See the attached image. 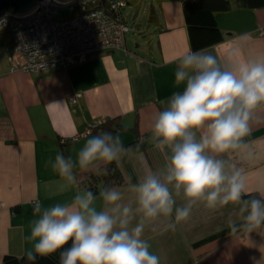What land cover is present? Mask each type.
<instances>
[{"label":"crops","instance_id":"crops-1","mask_svg":"<svg viewBox=\"0 0 264 264\" xmlns=\"http://www.w3.org/2000/svg\"><path fill=\"white\" fill-rule=\"evenodd\" d=\"M150 11L155 20L125 38L127 52L97 51L65 68L34 73L11 71L19 58L11 49L10 34L0 33V264L4 256L22 257L31 247L25 237L34 219L32 201L38 198L47 206L74 196L73 190L59 191L60 178L46 161L57 152L74 157L99 123L108 120L106 125L129 149L115 161L123 178L117 187L126 198L129 178L135 183L149 169H162L164 154L149 142V128L161 101L183 87L174 83V61L189 42L181 0H155ZM215 17L223 40L204 49L221 60L236 45L240 59L264 57V6L251 8L232 0ZM245 33L251 38L239 40ZM76 92L82 97L72 104L69 97ZM87 128L91 131L82 133ZM75 135L80 136L71 141ZM61 138L68 140L64 146ZM245 141V153L225 158L244 169L248 191L259 195L256 190L264 189V105L254 112ZM91 174L95 172L77 173L79 187L87 188L85 179ZM234 212L232 205L218 211L198 205L175 231L147 226L143 238L160 264H264V226L229 234L227 221L236 219Z\"/></svg>","mask_w":264,"mask_h":264},{"label":"clouds","instance_id":"clouds-1","mask_svg":"<svg viewBox=\"0 0 264 264\" xmlns=\"http://www.w3.org/2000/svg\"><path fill=\"white\" fill-rule=\"evenodd\" d=\"M250 38L245 33L238 39ZM240 56L239 45L223 60L189 46L176 58L174 83L183 87L161 101L149 128V142L164 154V165L135 183L129 178L127 198L117 186L94 193L77 179L78 172L106 175L100 165L129 151L118 134L89 132L74 157L62 152L49 157L45 166L60 178L59 191L73 190L74 196L47 206L32 201L26 259L34 264L59 252L58 264H160L143 238L146 227L175 231L198 205L210 211L235 206L229 234L264 226V189L250 193L244 169L225 158L246 152L252 117L264 105V57Z\"/></svg>","mask_w":264,"mask_h":264},{"label":"built area","instance_id":"built-area-1","mask_svg":"<svg viewBox=\"0 0 264 264\" xmlns=\"http://www.w3.org/2000/svg\"><path fill=\"white\" fill-rule=\"evenodd\" d=\"M99 2V3H98ZM38 0L34 10L24 15L2 13L0 30H7L11 49L19 58L11 71L34 73L65 68L79 56L97 51L124 49L125 35L135 28L109 9L124 6L122 0ZM68 8L70 15L60 19L59 9ZM109 8V9H108ZM119 15V14H118ZM82 97L76 92L69 97L74 104ZM89 128L85 132H89ZM80 135L71 137V141ZM66 139H60L64 144Z\"/></svg>","mask_w":264,"mask_h":264},{"label":"trees","instance_id":"trees-1","mask_svg":"<svg viewBox=\"0 0 264 264\" xmlns=\"http://www.w3.org/2000/svg\"><path fill=\"white\" fill-rule=\"evenodd\" d=\"M101 1L102 2L100 3L102 7H105L106 3L110 0ZM122 1L125 2L124 6L128 4L126 0ZM231 1L232 0H181L188 42L192 50L204 49L206 47L217 44L223 40V34L217 24L215 14L218 11H227L231 6ZM236 3L251 8L255 6H264V0H236ZM124 6L118 7L116 10H111L109 8L108 9L110 10V12L113 11V15L121 17L122 20L126 22L125 17L121 14L120 11V9ZM154 20L155 16L152 11H150L148 22H153ZM2 31L8 32L7 30H0V33ZM106 123H109V121L106 120L102 123H99L97 127H95L92 131L97 129L96 132H113L114 128H111L110 126L106 125ZM99 128L100 130H98ZM82 133H85V131ZM66 142H68V140H66L64 144L60 145L64 146ZM100 167H106L107 174L89 175L87 179H85L87 181L88 189L92 190L94 193H97L98 190L103 186H117L123 183L121 172L118 169L115 161L106 166L101 165ZM98 183H100L101 185L100 188L97 187ZM58 256L59 252L44 258L38 257L35 260L34 264H58ZM3 264H33V262H29L25 256L16 257L13 255H6L3 258Z\"/></svg>","mask_w":264,"mask_h":264},{"label":"rangeland","instance_id":"rangeland-1","mask_svg":"<svg viewBox=\"0 0 264 264\" xmlns=\"http://www.w3.org/2000/svg\"><path fill=\"white\" fill-rule=\"evenodd\" d=\"M128 4L120 9L121 14L125 17L126 23L129 26H134L135 30L126 33L125 38L136 34L141 28H145L148 24L150 4L155 0H126ZM70 15L68 8L62 7L59 9L58 18L63 19ZM74 94V93H73ZM92 128L91 130H93ZM89 130V131H91Z\"/></svg>","mask_w":264,"mask_h":264},{"label":"water","instance_id":"water-1","mask_svg":"<svg viewBox=\"0 0 264 264\" xmlns=\"http://www.w3.org/2000/svg\"><path fill=\"white\" fill-rule=\"evenodd\" d=\"M37 1L38 0H0V15H2V13L15 15L27 14L35 9Z\"/></svg>","mask_w":264,"mask_h":264},{"label":"bare ground","instance_id":"bare-ground-1","mask_svg":"<svg viewBox=\"0 0 264 264\" xmlns=\"http://www.w3.org/2000/svg\"><path fill=\"white\" fill-rule=\"evenodd\" d=\"M119 10V9H118Z\"/></svg>","mask_w":264,"mask_h":264}]
</instances>
